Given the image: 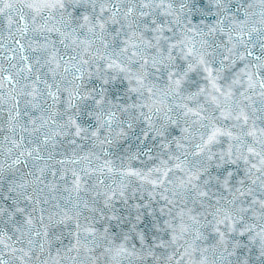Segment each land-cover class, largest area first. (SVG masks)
Here are the masks:
<instances>
[{"label":"snow or ice","instance_id":"obj_1","mask_svg":"<svg viewBox=\"0 0 264 264\" xmlns=\"http://www.w3.org/2000/svg\"><path fill=\"white\" fill-rule=\"evenodd\" d=\"M0 264H264V0H0Z\"/></svg>","mask_w":264,"mask_h":264}]
</instances>
